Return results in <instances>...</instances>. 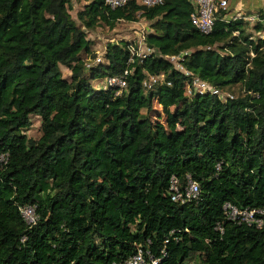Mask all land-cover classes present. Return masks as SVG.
<instances>
[{
	"label": "trees",
	"instance_id": "16d2710c",
	"mask_svg": "<svg viewBox=\"0 0 264 264\" xmlns=\"http://www.w3.org/2000/svg\"><path fill=\"white\" fill-rule=\"evenodd\" d=\"M191 9L189 0H0V264H112L137 246L158 264H264V225L222 210L264 208V10L253 21L218 10L204 33ZM141 17L150 52L106 41L93 62L89 29ZM124 69L117 93L92 83ZM149 75L162 79L146 87ZM192 75L219 94H187ZM153 101L161 118L149 115ZM30 114L36 138L23 131ZM170 175L197 181L198 198L172 201ZM23 205L34 207L30 226Z\"/></svg>",
	"mask_w": 264,
	"mask_h": 264
},
{
	"label": "built area",
	"instance_id": "2783aa9c",
	"mask_svg": "<svg viewBox=\"0 0 264 264\" xmlns=\"http://www.w3.org/2000/svg\"><path fill=\"white\" fill-rule=\"evenodd\" d=\"M129 0H103V3L110 7H117L125 4ZM140 6H152L160 3L162 0H132ZM192 9L189 13L190 23L201 32H208L211 29L213 20L215 18L216 12L218 10L226 9L228 0H189ZM231 18L242 17L248 21H252L256 18L255 13L250 15H242L239 12L233 13L230 15ZM144 33L141 34L140 47L138 45H133L132 43L129 46L131 52H134L136 55L144 56L146 53L151 51V48L145 46ZM139 47V48H140ZM144 49V51H143ZM168 60L173 61L174 58H177L174 55H166ZM101 61L100 55H96L93 59V62ZM89 65V63H87ZM175 67L181 69V66L177 63L174 64ZM127 74V69H124L120 74L106 75L101 79V86H111L117 88L116 93L125 85V75ZM158 79H162L160 75H149L146 79L143 80V84L146 87H149L153 82ZM211 92L219 94V89L211 86L205 80L200 79L196 75H192L189 82L185 85V92L187 94L193 92ZM231 96L230 94H227ZM7 159L6 152H0V163H5ZM168 194L172 201L177 203H185L192 200H196L199 195L198 183L192 179L189 175H186L184 178H178L175 175L169 176V187ZM222 210L224 216L227 220L235 223H243L247 226H254L260 228L264 225V208L249 209L242 208L239 209L227 202L223 203ZM20 216L26 225L30 226L34 224L36 220V215L34 207L31 205H23L18 207ZM219 231L220 227L216 226ZM164 252L161 251V255ZM161 257L153 256L148 250L142 249L140 246H137L134 252L126 257L125 259L112 264H158Z\"/></svg>",
	"mask_w": 264,
	"mask_h": 264
},
{
	"label": "rangeland",
	"instance_id": "374dc122",
	"mask_svg": "<svg viewBox=\"0 0 264 264\" xmlns=\"http://www.w3.org/2000/svg\"><path fill=\"white\" fill-rule=\"evenodd\" d=\"M251 0H228L227 3V14L231 15L234 13L235 6H240L241 11L240 14L244 15L248 10L243 8L244 6H247ZM80 3L72 2L71 8L69 9L70 14L75 19V21L78 23L79 21L76 18V9H78V6ZM147 26V22L144 20L136 21L134 23L122 21L119 20L116 23H114L113 26H108L103 23H100L96 25L94 28L89 29L86 33V36L91 40V49L94 52V55H100L102 57L104 44L106 41H113L118 39H127L129 40L133 45H138V49H141L140 47V37L141 34L145 32V27ZM148 27V26H147ZM250 28H247L249 30ZM148 30V29H147ZM140 47V48H139ZM144 51V49H143ZM174 64H176V58L172 61ZM61 73L63 76H66L68 73V70L63 66L59 65ZM102 79V78H101ZM101 79L97 82H92L94 85H97V87L101 86ZM229 92L236 93L238 91V86L235 84L231 87H228V89H225ZM152 109L149 112V115L151 118L159 117L161 118V112H160V106L153 101L152 102ZM159 113V115L157 114ZM158 115V116H157ZM30 124L23 130L24 133L27 136L36 138L40 134L39 130V117L34 114H30ZM186 264H201V259L196 256L190 257Z\"/></svg>",
	"mask_w": 264,
	"mask_h": 264
},
{
	"label": "crops",
	"instance_id": "0c3cea01",
	"mask_svg": "<svg viewBox=\"0 0 264 264\" xmlns=\"http://www.w3.org/2000/svg\"><path fill=\"white\" fill-rule=\"evenodd\" d=\"M236 8L234 9V13H240V12H242L241 11V7L240 6H235ZM243 8H245V9H247L249 12H247L246 14H244V16L245 15H250V14H254L255 13V11H256V9L257 8H262L263 10H264V0H251L250 2H249V4L247 5V6H244L243 5ZM233 14V13H232ZM231 14V15H232ZM122 20V19H121ZM140 20H144V21H146L145 19H143L142 17L141 18H138L137 20H134V21H127V22H132V23H134V22H136V21H140ZM247 20V19H246ZM122 21H126V20H122ZM253 21V20H252ZM147 22V21H146ZM147 29H148V27L146 26L145 27V32L147 31ZM144 32V33H145ZM95 82H97V81H95ZM97 86V85H96Z\"/></svg>",
	"mask_w": 264,
	"mask_h": 264
}]
</instances>
